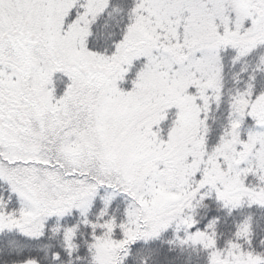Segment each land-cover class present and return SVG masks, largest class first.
<instances>
[{
    "label": "snow or ice",
    "instance_id": "1",
    "mask_svg": "<svg viewBox=\"0 0 264 264\" xmlns=\"http://www.w3.org/2000/svg\"><path fill=\"white\" fill-rule=\"evenodd\" d=\"M0 264H264V0H0Z\"/></svg>",
    "mask_w": 264,
    "mask_h": 264
}]
</instances>
